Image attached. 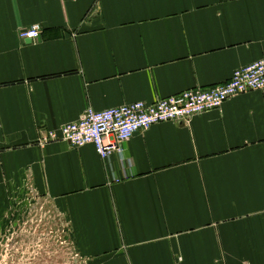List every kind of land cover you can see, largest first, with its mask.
I'll list each match as a JSON object with an SVG mask.
<instances>
[{"label": "crops", "instance_id": "0c3cea01", "mask_svg": "<svg viewBox=\"0 0 264 264\" xmlns=\"http://www.w3.org/2000/svg\"><path fill=\"white\" fill-rule=\"evenodd\" d=\"M262 58L264 0H0V214L48 199L82 264H264V89L108 159L43 141L88 107L223 84Z\"/></svg>", "mask_w": 264, "mask_h": 264}, {"label": "built area", "instance_id": "2783aa9c", "mask_svg": "<svg viewBox=\"0 0 264 264\" xmlns=\"http://www.w3.org/2000/svg\"><path fill=\"white\" fill-rule=\"evenodd\" d=\"M41 25L20 31L23 40L41 38ZM264 89V58L237 68L229 81L207 88L187 89L152 103L136 101L103 110L88 107L78 120L48 130L43 141L65 140L75 147L93 144L102 159L122 153L137 132L169 121H191L197 114L220 108L228 99ZM1 142V133H0Z\"/></svg>", "mask_w": 264, "mask_h": 264}, {"label": "rangeland", "instance_id": "374dc122", "mask_svg": "<svg viewBox=\"0 0 264 264\" xmlns=\"http://www.w3.org/2000/svg\"><path fill=\"white\" fill-rule=\"evenodd\" d=\"M41 197L16 198L0 214V264H82L67 217Z\"/></svg>", "mask_w": 264, "mask_h": 264}, {"label": "water", "instance_id": "95a60500", "mask_svg": "<svg viewBox=\"0 0 264 264\" xmlns=\"http://www.w3.org/2000/svg\"><path fill=\"white\" fill-rule=\"evenodd\" d=\"M26 41H27V42H29V43H30V42H32V40H31V39H26Z\"/></svg>", "mask_w": 264, "mask_h": 264}]
</instances>
